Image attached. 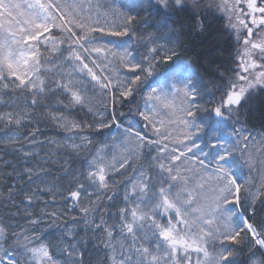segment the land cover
<instances>
[{"label":"snow or ice","instance_id":"snow-or-ice-1","mask_svg":"<svg viewBox=\"0 0 264 264\" xmlns=\"http://www.w3.org/2000/svg\"><path fill=\"white\" fill-rule=\"evenodd\" d=\"M260 94L264 0H0V264H264Z\"/></svg>","mask_w":264,"mask_h":264},{"label":"trees","instance_id":"trees-1","mask_svg":"<svg viewBox=\"0 0 264 264\" xmlns=\"http://www.w3.org/2000/svg\"><path fill=\"white\" fill-rule=\"evenodd\" d=\"M225 21L219 18H209L210 27L203 35H195L185 40L187 51L184 53V59L192 65L193 71L200 73L205 79L208 78L210 67L205 63L206 60H215L219 63L227 51H230L231 40L228 34L224 32L223 26ZM224 49V56L219 55V51ZM242 119L246 120L249 127L256 130H264V94L254 98L242 114ZM48 135H56L55 131H50ZM106 134V132H105ZM101 135L98 139H103Z\"/></svg>","mask_w":264,"mask_h":264},{"label":"rangeland","instance_id":"rangeland-1","mask_svg":"<svg viewBox=\"0 0 264 264\" xmlns=\"http://www.w3.org/2000/svg\"><path fill=\"white\" fill-rule=\"evenodd\" d=\"M247 108V107H246ZM246 112V109L244 110V113ZM244 120V119H243ZM247 127H249L248 125H247ZM250 129H253V130H255V131H259V130H256V129H254V128H252V127H249ZM246 171V170H245Z\"/></svg>","mask_w":264,"mask_h":264}]
</instances>
